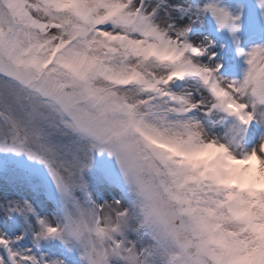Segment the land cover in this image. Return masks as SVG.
I'll return each instance as SVG.
<instances>
[{
  "label": "snow or ice",
  "instance_id": "1",
  "mask_svg": "<svg viewBox=\"0 0 264 264\" xmlns=\"http://www.w3.org/2000/svg\"><path fill=\"white\" fill-rule=\"evenodd\" d=\"M244 11L0 0V264H264V41L244 44Z\"/></svg>",
  "mask_w": 264,
  "mask_h": 264
},
{
  "label": "rangeland",
  "instance_id": "2",
  "mask_svg": "<svg viewBox=\"0 0 264 264\" xmlns=\"http://www.w3.org/2000/svg\"><path fill=\"white\" fill-rule=\"evenodd\" d=\"M225 4L231 5L232 7H237L240 5L244 6V16H243V30L241 32V39L245 45L255 44L262 42L261 35H264V18L256 6V0H224ZM218 42L228 43V54L233 56L234 63H241L236 59L232 53V45L226 36H216ZM109 159L105 154L104 157L98 158V163H102L103 160ZM63 258V257H62ZM69 264H76L75 260L69 256Z\"/></svg>",
  "mask_w": 264,
  "mask_h": 264
}]
</instances>
